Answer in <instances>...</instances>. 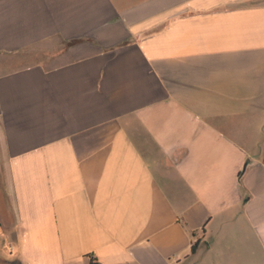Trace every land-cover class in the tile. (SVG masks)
Instances as JSON below:
<instances>
[{
  "label": "crops",
  "instance_id": "obj_1",
  "mask_svg": "<svg viewBox=\"0 0 264 264\" xmlns=\"http://www.w3.org/2000/svg\"><path fill=\"white\" fill-rule=\"evenodd\" d=\"M0 264H264V0H0Z\"/></svg>",
  "mask_w": 264,
  "mask_h": 264
},
{
  "label": "trees",
  "instance_id": "obj_2",
  "mask_svg": "<svg viewBox=\"0 0 264 264\" xmlns=\"http://www.w3.org/2000/svg\"><path fill=\"white\" fill-rule=\"evenodd\" d=\"M199 245V241L196 240L193 244H192V252H195L198 248Z\"/></svg>",
  "mask_w": 264,
  "mask_h": 264
}]
</instances>
